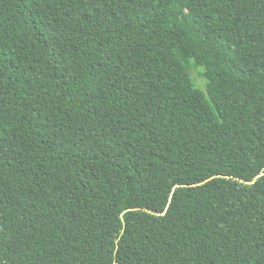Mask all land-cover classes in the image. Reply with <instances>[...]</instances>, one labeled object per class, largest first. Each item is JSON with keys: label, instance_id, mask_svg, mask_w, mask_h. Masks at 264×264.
Instances as JSON below:
<instances>
[{"label": "trees", "instance_id": "trees-1", "mask_svg": "<svg viewBox=\"0 0 264 264\" xmlns=\"http://www.w3.org/2000/svg\"><path fill=\"white\" fill-rule=\"evenodd\" d=\"M0 264H264V0H0Z\"/></svg>", "mask_w": 264, "mask_h": 264}, {"label": "rangeland", "instance_id": "rangeland-1", "mask_svg": "<svg viewBox=\"0 0 264 264\" xmlns=\"http://www.w3.org/2000/svg\"><path fill=\"white\" fill-rule=\"evenodd\" d=\"M191 73H192V76L194 77L196 83H197L199 86L203 87L204 84L202 83V80L200 79V76H199V74H198V71H197L196 69L192 68V69H191Z\"/></svg>", "mask_w": 264, "mask_h": 264}]
</instances>
